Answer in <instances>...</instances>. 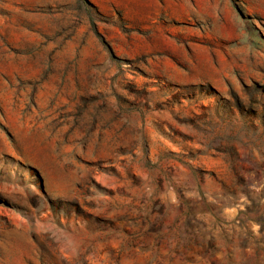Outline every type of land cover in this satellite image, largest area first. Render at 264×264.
Segmentation results:
<instances>
[{
  "label": "rangeland",
  "instance_id": "374dc122",
  "mask_svg": "<svg viewBox=\"0 0 264 264\" xmlns=\"http://www.w3.org/2000/svg\"><path fill=\"white\" fill-rule=\"evenodd\" d=\"M0 264H264V0H0Z\"/></svg>",
  "mask_w": 264,
  "mask_h": 264
}]
</instances>
